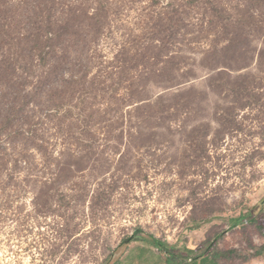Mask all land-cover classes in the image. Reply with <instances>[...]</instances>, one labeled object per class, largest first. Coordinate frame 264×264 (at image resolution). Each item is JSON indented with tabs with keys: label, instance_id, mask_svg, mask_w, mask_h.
Returning a JSON list of instances; mask_svg holds the SVG:
<instances>
[{
	"label": "rangeland",
	"instance_id": "rangeland-1",
	"mask_svg": "<svg viewBox=\"0 0 264 264\" xmlns=\"http://www.w3.org/2000/svg\"><path fill=\"white\" fill-rule=\"evenodd\" d=\"M1 205L31 264L256 257L264 0H0Z\"/></svg>",
	"mask_w": 264,
	"mask_h": 264
},
{
	"label": "built area",
	"instance_id": "built-area-1",
	"mask_svg": "<svg viewBox=\"0 0 264 264\" xmlns=\"http://www.w3.org/2000/svg\"><path fill=\"white\" fill-rule=\"evenodd\" d=\"M27 213L24 208L0 206V264H31L32 257L24 247L34 241L30 233L36 224L35 217H29Z\"/></svg>",
	"mask_w": 264,
	"mask_h": 264
},
{
	"label": "trees",
	"instance_id": "trees-1",
	"mask_svg": "<svg viewBox=\"0 0 264 264\" xmlns=\"http://www.w3.org/2000/svg\"><path fill=\"white\" fill-rule=\"evenodd\" d=\"M253 221H256L258 223L259 229L262 231V234L264 235V208L262 205L257 206L253 212ZM136 236V235H135ZM151 241L153 244L158 246L160 250H162L165 254H167L169 257L167 259L166 264H189L188 255L186 253H183L182 251L179 250H174V251H168L164 247V245L161 243V241L157 240L154 237H151ZM227 253H218L216 257H227L225 256ZM264 255V247L263 249L258 253V256ZM211 261V256L210 254H205L202 256H199L196 258L194 264H209Z\"/></svg>",
	"mask_w": 264,
	"mask_h": 264
},
{
	"label": "crops",
	"instance_id": "crops-1",
	"mask_svg": "<svg viewBox=\"0 0 264 264\" xmlns=\"http://www.w3.org/2000/svg\"><path fill=\"white\" fill-rule=\"evenodd\" d=\"M263 245H264V239H263ZM168 257L169 256L167 254H164L165 262H167ZM209 264H225V262L224 261L223 262H218L217 260H214V259L211 258V261L209 262ZM241 264H264V255H262V256H258L257 255L256 257L252 258L251 260L246 261V262H242Z\"/></svg>",
	"mask_w": 264,
	"mask_h": 264
}]
</instances>
